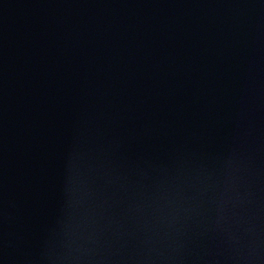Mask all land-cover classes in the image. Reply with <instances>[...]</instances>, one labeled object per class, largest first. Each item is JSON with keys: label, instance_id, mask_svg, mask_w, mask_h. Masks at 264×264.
Here are the masks:
<instances>
[{"label": "water", "instance_id": "95a60500", "mask_svg": "<svg viewBox=\"0 0 264 264\" xmlns=\"http://www.w3.org/2000/svg\"><path fill=\"white\" fill-rule=\"evenodd\" d=\"M0 264H251L199 0H0Z\"/></svg>", "mask_w": 264, "mask_h": 264}]
</instances>
